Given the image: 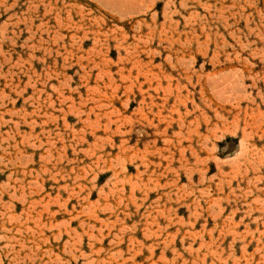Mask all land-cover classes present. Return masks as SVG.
<instances>
[{
    "label": "rangeland",
    "instance_id": "1",
    "mask_svg": "<svg viewBox=\"0 0 264 264\" xmlns=\"http://www.w3.org/2000/svg\"><path fill=\"white\" fill-rule=\"evenodd\" d=\"M0 264H264V0H0Z\"/></svg>",
    "mask_w": 264,
    "mask_h": 264
}]
</instances>
